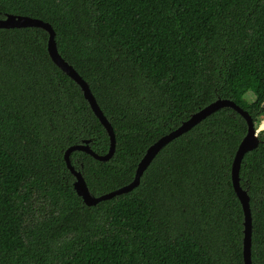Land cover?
<instances>
[{"label": "trees", "instance_id": "1", "mask_svg": "<svg viewBox=\"0 0 264 264\" xmlns=\"http://www.w3.org/2000/svg\"><path fill=\"white\" fill-rule=\"evenodd\" d=\"M49 22L89 83L116 150L71 161L94 195L132 182L148 148L192 113L229 98L264 119V0H0V17ZM39 27L0 28V264H245L232 181L246 119L225 107L168 143L132 191L89 206L65 160L110 136ZM248 83L255 99L239 90ZM241 164L252 261L264 264V130Z\"/></svg>", "mask_w": 264, "mask_h": 264}, {"label": "water", "instance_id": "2", "mask_svg": "<svg viewBox=\"0 0 264 264\" xmlns=\"http://www.w3.org/2000/svg\"><path fill=\"white\" fill-rule=\"evenodd\" d=\"M23 27H39L46 30L49 33L48 40V51L53 60V62L58 65L67 75H69L75 82L81 87L85 98L88 100L93 112L99 118L101 123L106 128L110 139L111 146L106 154H99L95 152L90 146V140H85L82 143L73 144L65 152V160L67 166L71 173L75 177L74 188L77 194L83 199L84 203L89 206L97 205L99 202L112 199L115 196L128 193L134 190L141 182V178L145 171L148 169L154 158L158 153L171 141L180 137L184 133L190 131L198 123H200L205 118L209 117L219 109L230 107L237 112H239L248 123V132L246 136L241 141L236 156L232 166V181L236 194L242 204L244 211V238H243V255L245 264H253L252 261V229H253V217H252V207L251 198L248 190L245 189L240 180V170L241 164L245 155L256 149L260 143L261 139L259 136V131L257 130L256 123L253 116L248 110L240 106L234 100L229 98H217L215 101L209 103L208 105L200 108L191 114V116L183 121L177 128L173 129L169 133L162 136L154 144H152L144 157L138 164L135 178L132 182L112 190L110 192L94 195L81 170L77 169L71 161V154L73 151L81 150L91 154L98 160L107 161L110 160L116 150V134L113 125L103 112L101 106L99 105L96 96L91 90L89 83L80 75V73L75 69V67L70 64L60 53L57 42H56V32L53 26L42 19L34 18L28 15L7 13L4 17H0V28H23Z\"/></svg>", "mask_w": 264, "mask_h": 264}, {"label": "rangeland", "instance_id": "3", "mask_svg": "<svg viewBox=\"0 0 264 264\" xmlns=\"http://www.w3.org/2000/svg\"><path fill=\"white\" fill-rule=\"evenodd\" d=\"M239 90L244 93V99L247 100L248 102H252L255 99V96L252 91L248 90V83L246 82H241L239 86ZM264 114V106L260 108L257 111V114ZM257 130L259 133L264 130V119L261 121L260 125L257 126Z\"/></svg>", "mask_w": 264, "mask_h": 264}]
</instances>
